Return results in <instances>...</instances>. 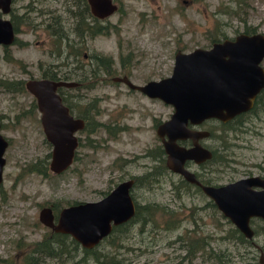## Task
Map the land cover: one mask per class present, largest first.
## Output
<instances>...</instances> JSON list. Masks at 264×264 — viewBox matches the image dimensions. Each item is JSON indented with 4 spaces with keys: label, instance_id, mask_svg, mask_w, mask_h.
Returning <instances> with one entry per match:
<instances>
[{
    "label": "rangeland",
    "instance_id": "rangeland-1",
    "mask_svg": "<svg viewBox=\"0 0 264 264\" xmlns=\"http://www.w3.org/2000/svg\"><path fill=\"white\" fill-rule=\"evenodd\" d=\"M113 1L117 10L103 20L109 24L107 34L87 40V45L79 50L77 61L70 53L67 58L55 54L48 31L50 26L44 25L54 15L63 28L70 29L73 0L11 2L18 29L15 41L7 49L0 46V80L39 77L45 68L58 72L69 70V79L82 78L75 87H62L63 94L71 99L73 114L84 111L90 104L96 107L87 111L90 123L86 128L76 131L79 141L72 163L54 174L48 169L50 144L41 130L39 113L32 105L33 96L25 88L7 90L0 85V132L8 141L3 152L5 162L0 183V258H5L8 264H19L23 250L50 232L37 219L41 206L52 204L59 208L72 201L101 197L120 180V169L115 166L120 156L139 154L154 143V129L146 112L164 117L171 111L167 105L135 92L128 93L123 86L108 80L111 75L120 74L121 51L124 54L133 49L132 59L123 57V61L131 64L130 77L139 83L169 73L174 45L182 51L206 47L212 34L219 38L233 36L249 24L257 31H264V0H246L247 5L236 11L234 0ZM70 37L73 45L77 39L71 31ZM84 52L89 54L86 58ZM6 54L9 58L4 57ZM97 55L111 56L113 62L105 70H98L93 79L88 75V63L92 62L95 67ZM261 64L264 67V57ZM258 98L252 111L245 115L248 127L233 132L226 129L228 148L219 142V149L227 159L218 161L219 183L245 176L246 171L250 175L264 174V169L259 167H264V94L259 93ZM123 123L127 128L119 130L117 124ZM206 125L213 124L210 121ZM105 126L109 129H104ZM40 159L45 160L47 173L28 172L27 166L34 161L45 164ZM125 169L124 175L141 173L145 168L138 162V166L127 165ZM159 177L163 180L164 173ZM172 178L176 179V175ZM136 190L138 202H156L164 207V212L159 209L142 219L138 217L144 215L140 210L124 227H127L125 236L120 233L115 237L119 232H113L90 251L84 252L79 244L66 241V245L55 248L57 254L43 257L41 264H97L96 257L104 263L115 259L119 264H264L258 261L259 254L253 246L226 238L230 225L219 211L202 208L203 195L183 193L176 197L170 193L167 183L155 182L141 184ZM171 220H176L177 225L165 228L164 224L172 226ZM214 220H218L217 230L212 226ZM203 234H210L209 246L189 255L184 242L189 241L190 235ZM254 241L264 247L261 234ZM209 253L217 256H208Z\"/></svg>",
    "mask_w": 264,
    "mask_h": 264
},
{
    "label": "water",
    "instance_id": "water-1",
    "mask_svg": "<svg viewBox=\"0 0 264 264\" xmlns=\"http://www.w3.org/2000/svg\"><path fill=\"white\" fill-rule=\"evenodd\" d=\"M91 14L108 17L117 10L113 0H86ZM11 0H0V46H9L15 39L11 20L4 16ZM264 31H239L232 37L213 41L208 47L195 46L188 51L176 49L168 75L132 83L125 76H113L130 88L149 97H157L172 106L170 116L158 124L156 133L166 153V165L184 179L198 185L219 213L229 220L246 238L253 236L249 224L252 216L262 219L264 233V176L252 174L235 180L203 184L183 167L186 158L197 162L210 158L211 151L197 143L208 134L206 130H190L187 123L206 118L222 122L252 107L256 95L264 88ZM24 87L35 100L45 140L50 144L48 169L58 174L73 161L78 136L84 119L70 112L57 89L75 87L73 79L28 77ZM1 129V128H0ZM165 134L166 138L162 135ZM191 137L193 146L184 148L176 139ZM8 144L0 132V183L5 162L3 152ZM132 179L122 180L105 195L95 200L70 202L55 212L51 204L38 209V221L53 232L68 234L83 248H92L107 236L112 227L129 220L135 211L129 193ZM262 251L258 261L264 263Z\"/></svg>",
    "mask_w": 264,
    "mask_h": 264
},
{
    "label": "flooded vegetation",
    "instance_id": "flooded-vegetation-1",
    "mask_svg": "<svg viewBox=\"0 0 264 264\" xmlns=\"http://www.w3.org/2000/svg\"><path fill=\"white\" fill-rule=\"evenodd\" d=\"M11 2H12V0H11ZM86 3H87V1H86ZM87 7H88V4H87ZM88 11L91 14L89 7H88ZM9 13H11V6H10V10L7 14H9ZM7 17L10 19V16H7ZM87 18H89V20L87 22L90 25H95V28L92 29L94 31L92 32L91 36H89V35L85 36V39H84L85 42H84L83 46L87 45L86 44L87 40H89V39L92 40L97 35L107 34L108 28H106V26L109 25V24L103 23V20L106 19V17L97 18L91 14V16H89ZM105 28H106V30H105ZM229 37H232V36H229ZM213 41L214 40L210 39V44ZM210 44L208 46H210ZM126 45H128V44H126ZM208 46H206V47H208ZM174 47H175V50L180 49L178 46L174 45ZM180 50H182V49H180ZM158 52H160V50H158ZM173 54H174V52H173ZM88 55L89 54L86 52L83 53V57H85V58ZM132 55H133V49H131V48H129L126 51V53H124V54L121 51L120 60H118L119 61L118 67H119L120 74H118L117 76L118 77L125 76L126 78H128V80L130 82L137 83L136 78L130 77V66H131V64H128L125 62L127 60L130 61L132 59ZM123 57H126L127 60L123 61ZM110 60H111V64H112L113 61H112L111 56H110ZM171 67H172V65H171ZM170 71H171V68L169 69V73H170ZM169 73L162 75V76H159L158 78L164 77V76L168 75ZM113 76H116V75H111L110 77H108V80L110 82H115L118 86H123V88H125V90L128 93L135 92V93H137V94H139V95H141V96H143V97H145L151 101H157L159 104L167 105V106L171 107V111H172V106L169 103H165L164 101H162L161 99H159L157 97H149L148 95L140 92L139 90H136L134 88H130L124 81H120V80L119 81H113L112 80ZM149 79H156V78H147L143 81H140L138 84H142ZM259 93L256 95L251 108H249L246 111H243V112L236 114L231 119H229L225 122H222L216 118L210 117V118L203 119L199 123H195V124L189 123V122L187 123L186 126L190 130H195V131L196 130H206V131H208L207 135L198 138L196 141L200 146L205 147L211 151L210 158H207V159L200 161V162H197L192 158H186L183 161V167L185 169L189 170L190 172H192L194 174L195 178L197 180H199L201 183H203V184H218L219 183L217 181V178H216L218 159H217V157L213 158V154H214V150L216 152H218V149H219V136H218L219 131H221V128H226V127H220V124H225V123L226 124L227 123L234 124L235 122L239 121L238 126H237L238 128H242V129L247 128L248 122H247V120H245L246 119L245 115L248 114V112H251L252 109L254 108V105H255V102L259 96ZM171 111L168 112L164 117H161L162 114H159V113L146 112V117H147V119H149V125L151 128L154 129V134H155L154 140L155 141L151 145H147L145 147V149L139 154H132L129 157L128 156H120V161L115 164V166L118 169H120V180L117 181L116 183H118L122 180H125V179H132V183L129 187V193L133 199L134 207H136L137 203L140 205H145V203H141V202H138L136 200V198H135V194L137 191L136 189L140 187L142 182H145V181L149 182V180L152 179L153 183L154 182L159 183V185H161V183H167L169 185V188H170V193L176 197H177V195L180 196L183 193L184 194H190V195H195V194H199L201 196L203 195L205 198V202H204V205L202 206V208L210 207L211 210L218 211L214 204H213L214 206H211L209 204L210 199L207 198L203 194L201 188L198 185L187 181L186 179H184V177L181 174L172 171L166 165V153L164 151V148H163V145L161 142V137L158 136L156 133V127L158 124L162 123L163 121H165L170 116ZM210 121L212 122L213 125H211V126L206 125V122H210ZM84 122H85V120H84ZM117 125L119 126V130L126 129L128 126L124 123L122 125H119V124H117ZM104 129H105V127H104ZM228 129H229V131H232V132L235 130L232 128H228ZM162 137L166 138V135L163 134ZM207 140H210L211 142L208 143ZM175 141L178 145H180L184 148L192 147L194 144L191 137L180 138V139H176ZM143 159H147V160H149V162L142 161ZM138 162H139V164H142V166H144V168H145L141 173L130 172V173L125 174V175L123 174L126 171L125 167L127 165L130 167H134L135 165L138 166ZM259 167H260V169H264V167H261V166H259ZM161 173H164V179L163 180H160V177H159ZM172 175H176V179H173ZM247 175H250V171H246L245 176H247ZM258 175L264 176L263 173H259ZM234 179L235 178L231 179L230 181H232ZM116 183L113 185V187L116 185ZM184 186H187V191H185ZM108 191H106L103 195H105ZM224 220L226 221L227 219L224 218ZM217 221L218 220H214L212 223V226L215 227V230H217V228H218ZM229 224H230V227L236 228L230 221H229ZM249 224L253 230V236L251 238H246L237 228L236 229L240 233L241 237L244 239V242L250 244L251 246H253L258 251V254H259L258 258H259L260 252L262 251V253H263L264 247L258 245L254 241V237L257 236L258 234H261L262 236H264V233L261 230L262 219L259 217L252 216L249 218ZM206 235H210V234H206ZM211 237H213V236L211 235ZM226 238H231L230 240H232V241L238 240V239H234L235 237L233 235L228 234V233L226 235ZM263 256H264V254H263Z\"/></svg>",
    "mask_w": 264,
    "mask_h": 264
},
{
    "label": "trees",
    "instance_id": "trees-1",
    "mask_svg": "<svg viewBox=\"0 0 264 264\" xmlns=\"http://www.w3.org/2000/svg\"><path fill=\"white\" fill-rule=\"evenodd\" d=\"M74 4H75V8L72 11V15H73V24L70 27V29H65V27L63 28V24L59 21V19L55 18V16H52L51 21L49 22H45V27H49V35L52 38L53 41V46H54V50H55V54L67 58L69 53L74 56L73 60L77 61V59L79 58V50L81 48V46L84 44V40L83 38L86 35L91 36L92 32L95 28V25H90L86 20L87 17L91 16V14L88 11V7H87V3L85 0H73ZM247 2L246 0H234V8L233 10L236 11L238 8L242 7V6H246ZM70 10V9H69ZM71 11V10H70ZM10 19L13 25V28L15 30V32L18 29V22H17V17L14 16L13 13H10ZM19 17V16H18ZM27 19V18H24ZM106 28H108L106 26ZM255 27L253 25H246L245 28L243 29L244 32L250 33L255 31ZM70 31L72 32V35L74 38H76L77 40L73 43V45L70 43L71 41V37H70ZM89 31V32H88ZM224 37H217L216 35L211 36V40H220ZM15 41V39H14ZM13 41V42H14ZM75 47V48H71V47ZM4 49H7V46H3ZM71 48V50H69ZM5 58H9V55L6 54L4 55ZM94 63H95V67H93L92 62L88 63V75L94 79L96 78V76L98 75V70L99 72L102 71L103 69L105 70L108 65L109 62L111 63L110 57H105V56H99L97 55L96 57H94ZM70 71L69 70H62L61 72H58L56 69H42L40 76L43 77H49V78H64V79H69V74ZM77 80L79 83L82 80V78H78L74 79ZM92 82V81H91ZM0 85L7 90H24V84H23V80L21 79H16V80H10V81H3L0 80ZM62 87L58 88L57 91L60 94L63 102L69 107L70 112L73 113V108L71 106V99L68 98L66 95L63 94L62 92ZM26 90V89H25ZM261 94H264V89H262L260 91ZM259 97V96H258ZM257 100H259V98H257ZM256 100V102H257ZM255 102V104H256ZM261 102V101H260ZM262 103V102H261ZM32 105L34 108H36L35 106V102H32ZM94 106L95 104H93V106H86L84 108V111H80L75 113V116H80L85 120V124L83 128H86V124L90 123L89 120V114L87 113L88 109H93L94 110ZM255 106V105H254ZM96 107V106H95ZM239 121L235 122L234 124H230V123H225V124H220V127H226V128H221V131H219V142L221 144V146L223 148H228V146L230 144H228L227 140H226V129L228 128H232V129H239L238 126ZM0 128H1V123H0ZM82 128V129H83ZM105 129L108 130L109 128L107 126H105ZM47 156V154H46ZM217 157L218 161H226L227 159L225 158V153L222 152L221 149H218V152H216L214 150V154H213V158ZM45 163L44 159H40ZM46 163L45 164H41L40 161H34L30 164V166H27L28 172L29 171H38V172H42L43 174L47 173V169H46ZM150 182H152V179L145 182H142V184H150ZM185 191H187V186H184ZM179 196V195H177ZM75 202V201H72ZM209 204L211 206H214L213 203L211 202V200H209ZM52 205V204H51ZM146 207V208H145ZM53 210L56 212L58 210V208H55L52 205ZM162 210L164 212V207L162 208L158 203L156 202H149L147 201V203L145 205H140V204H136L135 207V212L133 214V216L125 221L122 224L113 226L110 233L105 236L104 238H102L100 241H102L103 239H106L108 237H110L113 232L118 231L119 233L115 235V237H118L120 235V233H122L123 236L126 235V231H127V227L124 228L128 222L132 221L134 218V216L140 212V210H142L144 212L143 216H138L139 218L145 219L149 216V214L154 213L158 210ZM225 218V217H224ZM172 223V226H169L168 224H164L165 228H170V227H174L177 225L176 220H171L170 221ZM226 222L229 224V221L226 220ZM230 225V224H229ZM50 230V229H49ZM227 233L230 235H233L235 238L234 239H238V241L240 242H244V239L241 237L240 233L237 231L236 228L230 227L227 229ZM189 241L188 242H184L187 243V246H184L186 249V252L189 255L194 254L197 250H201L202 247H208L209 243H210V235H206L203 234V236H189ZM66 241L68 243H73L75 245L78 244V242H76L73 238H71L68 234H64V233H59V232H53L50 230L49 233L44 234L41 239L39 240H35L33 241L28 247H26L22 254H21V258H20V262L19 264H41V260L43 257L45 256H53L55 254H57L56 251V247H59L63 244L66 245ZM109 243H111V241H109ZM97 245V244H96ZM84 252L86 251H90L92 248H83ZM208 256H217L215 254L209 253ZM97 264H119L117 260H106L105 263L100 260L99 258H95ZM1 264H8L6 263L5 258H0Z\"/></svg>",
    "mask_w": 264,
    "mask_h": 264
}]
</instances>
